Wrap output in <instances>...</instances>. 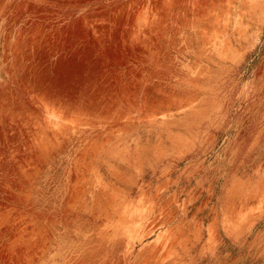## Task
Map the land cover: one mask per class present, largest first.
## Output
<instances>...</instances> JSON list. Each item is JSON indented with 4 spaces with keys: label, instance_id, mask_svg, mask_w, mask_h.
Here are the masks:
<instances>
[{
    "label": "rangeland",
    "instance_id": "374dc122",
    "mask_svg": "<svg viewBox=\"0 0 264 264\" xmlns=\"http://www.w3.org/2000/svg\"><path fill=\"white\" fill-rule=\"evenodd\" d=\"M0 264H264V0H0Z\"/></svg>",
    "mask_w": 264,
    "mask_h": 264
}]
</instances>
